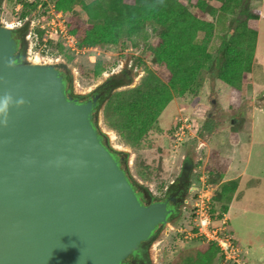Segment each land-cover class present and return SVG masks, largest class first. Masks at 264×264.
Masks as SVG:
<instances>
[{
	"label": "rangeland",
	"instance_id": "374dc122",
	"mask_svg": "<svg viewBox=\"0 0 264 264\" xmlns=\"http://www.w3.org/2000/svg\"><path fill=\"white\" fill-rule=\"evenodd\" d=\"M47 1L56 3V0ZM205 1L216 9L221 6L215 0ZM240 2L236 10L226 12L222 17L190 8L196 17L213 24L212 37L206 48L211 56L215 55L222 43V35L234 24V19L238 20L234 24L236 27L246 22L248 27L257 29L252 70L242 83L239 108L229 107L230 88L215 74L209 73V61L207 68L196 76L192 93L180 97L172 93L169 104L157 121L137 141L119 134L116 129L118 118L113 116L110 105L115 94L137 88L148 78L149 72L161 83L169 81L167 70L153 63L152 47L157 42L156 35L152 33L147 41L140 40L136 45L132 40H123L113 46L83 49L70 35L69 41L61 39L57 42L66 48L56 49L37 47L33 36L28 38L27 59L35 63L66 66L72 75L75 95L86 97L111 76L123 69L130 70V85L106 97L95 113L94 122L110 148L125 154V169L136 184L153 193L161 192L175 179L184 158L189 156L192 160L197 193L188 199L190 204L181 211L176 222L166 226L156 240L151 252L154 264H233L220 260L217 253L208 251L206 246H199L201 239L194 238L190 218L193 206L207 199L209 204L214 203L213 216L224 213L227 217L229 230L242 251L240 264H264V0ZM45 3L42 9L37 8L22 19L23 4L20 0H0V24L18 29L28 25L27 33H31L37 18L48 17ZM70 14L82 21L87 19L79 6L74 7ZM97 61L105 70L94 75ZM199 104L208 108V118L206 115L203 118L193 115V109ZM251 127L249 134L255 135L252 145H248L245 139L242 152L236 145L238 134ZM230 182L236 183V190L216 199L221 196L220 189L230 186ZM223 208L227 210L223 211ZM181 229L183 233L180 234L178 231Z\"/></svg>",
	"mask_w": 264,
	"mask_h": 264
},
{
	"label": "water",
	"instance_id": "95a60500",
	"mask_svg": "<svg viewBox=\"0 0 264 264\" xmlns=\"http://www.w3.org/2000/svg\"><path fill=\"white\" fill-rule=\"evenodd\" d=\"M0 24V264H120L173 213L143 205L53 65Z\"/></svg>",
	"mask_w": 264,
	"mask_h": 264
},
{
	"label": "trees",
	"instance_id": "16d2710c",
	"mask_svg": "<svg viewBox=\"0 0 264 264\" xmlns=\"http://www.w3.org/2000/svg\"><path fill=\"white\" fill-rule=\"evenodd\" d=\"M215 1L221 4L219 9L208 5L205 0H187L185 3L180 0H56V10L66 15L68 34L77 41L81 49L113 46L123 40H132L133 45H136L140 40L147 41L148 35L152 33L157 37V42L152 47L153 63L167 70L169 81L167 84L161 83L149 72L148 78L137 88L115 94L110 106L113 116L118 118L116 129L120 135L139 140L169 104L172 93L179 97L192 93L196 76L207 68L206 63L209 61L212 64L209 65V73L215 74L230 88L229 107L235 109L234 106L240 104L242 83L252 70L258 33L255 27H248L246 22L234 26L238 22L234 19V24L222 35V43L215 55L208 54L206 48L212 37L213 24L196 17L190 8L213 17H222L226 12L236 10L241 3L240 0ZM20 2L23 4L22 19L37 10L39 4H25L24 0ZM77 6L86 14V21L70 14ZM26 8L29 10L26 11ZM27 30L28 25L23 28V34ZM40 45L39 43L37 47ZM61 46L66 48L63 43L51 42L45 48L56 49ZM104 70L100 61L95 62L94 75H99ZM71 80V75L68 74L69 84ZM192 113L199 118L205 115L206 118L209 117L208 108L200 104L195 106ZM116 154L125 156L120 152ZM133 183L135 184L134 181ZM235 190L236 183L230 182V186L220 189L221 196L216 199ZM211 208L214 213L213 202ZM226 210L223 208V211ZM202 245L222 259L214 243Z\"/></svg>",
	"mask_w": 264,
	"mask_h": 264
},
{
	"label": "flooded vegetation",
	"instance_id": "af4514ba",
	"mask_svg": "<svg viewBox=\"0 0 264 264\" xmlns=\"http://www.w3.org/2000/svg\"><path fill=\"white\" fill-rule=\"evenodd\" d=\"M24 27L19 28L18 30L12 32L11 34L12 38L15 40L18 46V51H17L18 58L26 56L28 51L29 33L23 34L22 30ZM52 69L54 71H57L59 75L62 76L64 82L66 83L65 89H66V94L68 95L69 98L74 99L78 102H86L87 100L90 99L96 101V106L94 107L92 112V120L94 124H95L94 122L95 113L98 110L99 106L103 103L101 102V99L106 97L107 94H110L111 92L117 89L129 86L131 82L130 70L123 69L118 74H115L110 78H108L107 80H105V82H103L100 86H98L95 90H93L89 95H87L86 97H82L73 94L72 80H71V84H69L68 81V74L71 75V73L69 69L66 68V66L62 64L53 65ZM98 133L102 138L103 143L109 147L105 136L99 130ZM112 151L114 156L118 160L121 168L124 170L126 176L129 178L130 183L133 186V189L138 199L141 201L143 205L167 202V207L174 211L167 217L165 224L158 225L155 228L153 234L149 237V239L141 242L138 245V247L135 250H133L130 254H128L126 257H124V259L120 263V264H154L153 258L151 256V252L155 248L156 240L163 234V231L165 230L166 226H168L169 224L173 225L176 222V220L179 218L181 214V211L190 204L188 199L193 197L194 194L196 193L197 190L196 181H195L196 176H195V170L193 169L192 160L189 158V156H186L180 166V169L175 179L169 182V184L165 186V188H163L161 192L153 193L150 190H148L145 186L133 183L132 179L129 177L124 166L125 156L116 154L114 150ZM190 218L192 219V216ZM178 233L180 234L183 233L182 229L179 230ZM187 235L193 237L192 235L189 234Z\"/></svg>",
	"mask_w": 264,
	"mask_h": 264
},
{
	"label": "built area",
	"instance_id": "2783aa9c",
	"mask_svg": "<svg viewBox=\"0 0 264 264\" xmlns=\"http://www.w3.org/2000/svg\"><path fill=\"white\" fill-rule=\"evenodd\" d=\"M45 1L49 10L47 12L48 17L37 18L28 38L30 39L33 36L35 46H38L40 43V46L44 47L50 42L56 44L61 39L69 41L70 37L66 28V15L56 10L53 1L24 0V3L32 4L39 2L38 9H42L44 4H46ZM211 205L209 204V199H207L206 202L200 200V204L193 206V213H191L193 228L191 230H193L194 238L201 239L202 243H214L219 249L221 260L240 264L242 251L239 250L229 230L227 217L224 213L219 216H213Z\"/></svg>",
	"mask_w": 264,
	"mask_h": 264
},
{
	"label": "crops",
	"instance_id": "0c3cea01",
	"mask_svg": "<svg viewBox=\"0 0 264 264\" xmlns=\"http://www.w3.org/2000/svg\"><path fill=\"white\" fill-rule=\"evenodd\" d=\"M249 122H250V120H249ZM249 131H252V127L250 129H248L247 131H240L238 134L239 137H238V141H237L236 145L238 144V146L242 152H243V148L245 145V144H243V143H245L244 142L245 139H246V143H248V145H252V142H253L255 135L253 133L249 134L250 133ZM247 140H248V142H247Z\"/></svg>",
	"mask_w": 264,
	"mask_h": 264
},
{
	"label": "clouds",
	"instance_id": "9594fccd",
	"mask_svg": "<svg viewBox=\"0 0 264 264\" xmlns=\"http://www.w3.org/2000/svg\"><path fill=\"white\" fill-rule=\"evenodd\" d=\"M6 105L0 104V111H4Z\"/></svg>",
	"mask_w": 264,
	"mask_h": 264
},
{
	"label": "bare ground",
	"instance_id": "6f19581e",
	"mask_svg": "<svg viewBox=\"0 0 264 264\" xmlns=\"http://www.w3.org/2000/svg\"><path fill=\"white\" fill-rule=\"evenodd\" d=\"M7 28H11L10 26H6Z\"/></svg>",
	"mask_w": 264,
	"mask_h": 264
}]
</instances>
